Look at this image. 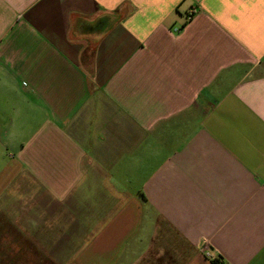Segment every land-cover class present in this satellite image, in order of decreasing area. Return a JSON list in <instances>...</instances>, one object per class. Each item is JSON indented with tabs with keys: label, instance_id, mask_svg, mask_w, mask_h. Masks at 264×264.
<instances>
[{
	"label": "crops",
	"instance_id": "crops-1",
	"mask_svg": "<svg viewBox=\"0 0 264 264\" xmlns=\"http://www.w3.org/2000/svg\"><path fill=\"white\" fill-rule=\"evenodd\" d=\"M0 264H264V0H0Z\"/></svg>",
	"mask_w": 264,
	"mask_h": 264
},
{
	"label": "built area",
	"instance_id": "built-area-1",
	"mask_svg": "<svg viewBox=\"0 0 264 264\" xmlns=\"http://www.w3.org/2000/svg\"><path fill=\"white\" fill-rule=\"evenodd\" d=\"M206 256L208 258H211V260H215L218 257V256L213 255L212 252H207Z\"/></svg>",
	"mask_w": 264,
	"mask_h": 264
},
{
	"label": "trees",
	"instance_id": "trees-1",
	"mask_svg": "<svg viewBox=\"0 0 264 264\" xmlns=\"http://www.w3.org/2000/svg\"><path fill=\"white\" fill-rule=\"evenodd\" d=\"M221 261V256H218L215 260H212L213 263H219Z\"/></svg>",
	"mask_w": 264,
	"mask_h": 264
}]
</instances>
